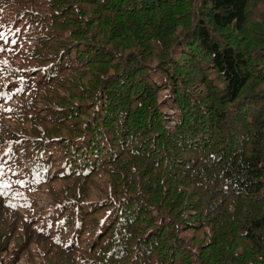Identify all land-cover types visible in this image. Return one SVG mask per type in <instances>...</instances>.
Here are the masks:
<instances>
[{
	"label": "trees",
	"instance_id": "16d2710c",
	"mask_svg": "<svg viewBox=\"0 0 264 264\" xmlns=\"http://www.w3.org/2000/svg\"><path fill=\"white\" fill-rule=\"evenodd\" d=\"M21 260L264 264V0H0Z\"/></svg>",
	"mask_w": 264,
	"mask_h": 264
},
{
	"label": "rangeland",
	"instance_id": "374dc122",
	"mask_svg": "<svg viewBox=\"0 0 264 264\" xmlns=\"http://www.w3.org/2000/svg\"><path fill=\"white\" fill-rule=\"evenodd\" d=\"M37 204L39 205V207L46 209L48 207V201H47V197L46 196H42L38 199ZM17 264H24V261H19Z\"/></svg>",
	"mask_w": 264,
	"mask_h": 264
}]
</instances>
